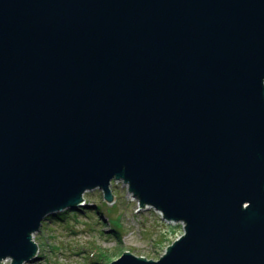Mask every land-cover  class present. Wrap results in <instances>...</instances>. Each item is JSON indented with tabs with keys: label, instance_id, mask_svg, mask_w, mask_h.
I'll return each instance as SVG.
<instances>
[{
	"label": "water",
	"instance_id": "95a60500",
	"mask_svg": "<svg viewBox=\"0 0 264 264\" xmlns=\"http://www.w3.org/2000/svg\"><path fill=\"white\" fill-rule=\"evenodd\" d=\"M114 180L184 234L110 264H264V0H0V264Z\"/></svg>",
	"mask_w": 264,
	"mask_h": 264
},
{
	"label": "rangeland",
	"instance_id": "374dc122",
	"mask_svg": "<svg viewBox=\"0 0 264 264\" xmlns=\"http://www.w3.org/2000/svg\"><path fill=\"white\" fill-rule=\"evenodd\" d=\"M111 189L112 203L96 188L85 193L90 205L83 211L68 212L65 221H43L33 235L39 253L25 264H110L125 251L158 260L184 234L183 223L167 222L153 208L142 209L123 180H114ZM100 204L102 217L96 214Z\"/></svg>",
	"mask_w": 264,
	"mask_h": 264
},
{
	"label": "trees",
	"instance_id": "16d2710c",
	"mask_svg": "<svg viewBox=\"0 0 264 264\" xmlns=\"http://www.w3.org/2000/svg\"><path fill=\"white\" fill-rule=\"evenodd\" d=\"M105 202H103V204H104ZM85 208V207H84ZM83 208H80V209H78V210H66V211H63V212H58V213H56V214H52V215H50L49 216V218L48 219H51V220H60V221H65L66 219H69V218H67L68 216H66V214L68 213V212H72V213H75V212H80V211H83L82 210ZM97 211V213L96 214H98L99 216H103L104 215V212H103V210H102V206H101V204L100 205H98V209L96 210ZM112 235H113V233H112ZM118 235L119 234H117L116 236L118 237Z\"/></svg>",
	"mask_w": 264,
	"mask_h": 264
},
{
	"label": "bare ground",
	"instance_id": "6f19581e",
	"mask_svg": "<svg viewBox=\"0 0 264 264\" xmlns=\"http://www.w3.org/2000/svg\"><path fill=\"white\" fill-rule=\"evenodd\" d=\"M88 192V191H87ZM87 192H85V193H87ZM85 193H84V195H83V198H84V203H83V205H80V206H78L77 208H74V209H68V208H66V210H78V209H80V208H83L84 209V207H86V206H89L90 205V203H89V201L87 200V198L85 197ZM113 202V201H112ZM111 202V203H112ZM82 209V210H83ZM66 210H64V211H66ZM75 213H78V212H75ZM76 215V214H75ZM49 217H47L44 221H48L49 219H48ZM38 250H39V248H38ZM39 253V252H38ZM4 261V260H3ZM2 261V262H3Z\"/></svg>",
	"mask_w": 264,
	"mask_h": 264
},
{
	"label": "clouds",
	"instance_id": "9594fccd",
	"mask_svg": "<svg viewBox=\"0 0 264 264\" xmlns=\"http://www.w3.org/2000/svg\"><path fill=\"white\" fill-rule=\"evenodd\" d=\"M163 217V216H162ZM183 226H184V224H183Z\"/></svg>",
	"mask_w": 264,
	"mask_h": 264
}]
</instances>
